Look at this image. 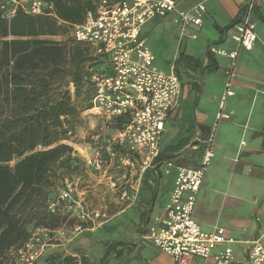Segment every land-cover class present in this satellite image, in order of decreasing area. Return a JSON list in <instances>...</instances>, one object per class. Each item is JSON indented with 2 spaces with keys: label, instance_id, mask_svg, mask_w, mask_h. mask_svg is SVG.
Segmentation results:
<instances>
[{
  "label": "built area",
  "instance_id": "1",
  "mask_svg": "<svg viewBox=\"0 0 264 264\" xmlns=\"http://www.w3.org/2000/svg\"><path fill=\"white\" fill-rule=\"evenodd\" d=\"M95 8L86 11L83 21L72 26L74 42L90 46L96 54L109 60V66L93 74L94 95L91 107L84 111L97 117L103 127L112 128L119 119L120 128L91 135V154L86 165L107 181V185L129 199V194L147 171L156 167L160 154V138L169 113L178 104L182 82L173 64L170 71L154 66V58L146 39L144 25L158 17L174 14L180 28V38L188 36L190 27H199L205 12L204 2L192 8H182L177 0H90ZM254 3H249L233 25L232 50L215 49L216 54L231 60L226 69V83L220 110L211 133L202 142L201 160L196 167L180 166L170 194V202L159 227H152L149 236L159 250L172 258V264H196V258L209 259L210 264H232L234 253L230 244L235 239L223 227L204 231L195 221L193 212L207 167L214 157L213 139L217 122L230 116L223 110L227 97L234 96L232 73L241 49L251 50L257 40L256 23L252 19ZM0 10L10 19L19 10L31 15L53 14L54 4L47 0H0ZM196 39L198 34L189 35ZM172 166L171 161L167 162ZM117 169L116 174L113 171ZM138 175L136 184L131 180ZM49 213L68 216L80 222L105 216L100 210L88 211L77 197L76 184L65 178L58 198L47 205ZM75 230H81L78 223ZM49 230L38 227L30 240L14 252L21 264L39 262L44 254ZM249 264H264V232L248 250Z\"/></svg>",
  "mask_w": 264,
  "mask_h": 264
},
{
  "label": "crops",
  "instance_id": "2",
  "mask_svg": "<svg viewBox=\"0 0 264 264\" xmlns=\"http://www.w3.org/2000/svg\"><path fill=\"white\" fill-rule=\"evenodd\" d=\"M177 1L182 8H192L198 2H204L205 12L199 27H190L188 36L181 39L180 28L174 21L175 16L169 14L148 21L142 33L149 44L147 38L149 32L152 33L155 28L162 25L172 28V34L177 42L173 64L176 66L182 87V73L186 74L189 80L188 98H195L193 128L195 135L191 141L184 144L183 142L190 137L182 139L179 143L184 146L178 150L173 148L175 145L167 142L171 138L179 139L184 129L185 111L181 109L180 96L178 104L169 113L160 138V154L156 167L151 172L156 173L155 180L154 177L148 180L142 177L145 182L152 185L148 188L151 192L150 202L136 219L140 223L139 227L135 228L136 233L131 236L130 244H138L140 259L145 264L148 262L172 264L171 256L159 250L154 243L157 251L165 259L160 254L146 253L145 249L149 247L147 243L152 241L149 236L150 229L161 225L170 202L178 168L196 167L201 160L202 142L216 123L221 96L225 89L226 69L231 63L228 57L216 54L214 50H232L236 47L232 39L233 25L240 19L245 7L252 2L255 6L252 19L256 23L257 40L251 50L241 49L239 52L232 73L235 95L227 97L223 108L230 117L219 120L214 132L212 161L216 157L215 165L222 163L224 167L221 169L215 167L214 174L208 173L207 167L193 212L195 221L204 231L211 232L217 227H223L226 234L235 239V243L230 244L234 253L232 264H249L247 254L249 247L264 232V0ZM151 22L154 24L147 28L148 33H145V26ZM193 32L198 34L196 39L189 36ZM199 39L200 44L197 43ZM193 42L199 47L197 55L186 52ZM209 120L214 122L211 123ZM191 128L190 125L187 131ZM217 130L219 135L216 138ZM216 139L218 143L215 145ZM169 161L173 163L170 167L167 165ZM170 174H172L170 187L159 198L161 178L164 176L166 184ZM143 179L136 185L135 191L139 195L146 192L144 187L141 188ZM118 243L109 246L106 262L112 257H122L126 242L122 240ZM225 245L228 244L219 245L204 264H210L213 255ZM70 258L74 259L76 264H95L84 255L72 254L67 257L68 260Z\"/></svg>",
  "mask_w": 264,
  "mask_h": 264
},
{
  "label": "trees",
  "instance_id": "3",
  "mask_svg": "<svg viewBox=\"0 0 264 264\" xmlns=\"http://www.w3.org/2000/svg\"><path fill=\"white\" fill-rule=\"evenodd\" d=\"M47 1L54 4L53 14L19 10L8 19L0 10V264L38 227L45 228L39 215L58 198L51 197L56 174H70L83 163L67 140L91 107L93 74L109 66L106 56L71 37L93 2ZM123 123L119 119L112 131ZM47 215L57 224L68 217Z\"/></svg>",
  "mask_w": 264,
  "mask_h": 264
},
{
  "label": "rangeland",
  "instance_id": "4",
  "mask_svg": "<svg viewBox=\"0 0 264 264\" xmlns=\"http://www.w3.org/2000/svg\"><path fill=\"white\" fill-rule=\"evenodd\" d=\"M153 24L154 22H151L145 26V33H148L147 28L151 27ZM257 29H259V27H257ZM149 33L147 36L148 45L153 54L154 66L157 69L168 72L172 64L175 63L174 55L177 52V42L172 34V28L168 25H162L155 28L152 33ZM197 43L200 44V39ZM182 47H184V45ZM197 49H199V47L193 42L188 46L186 52L197 55ZM182 79L183 87L180 96L182 103L181 109L185 111L183 117L184 129L179 139L171 138L167 141L173 145L178 144L187 136H189L190 139H186L183 144L187 141H191L192 137L195 135V131L193 130L195 124V98H188L189 80L186 74L182 73ZM213 120L209 121L213 123ZM190 125L192 128L187 131ZM73 128L74 133L67 142L73 146L74 151L79 155L83 163L80 165L79 170L70 174L61 175L59 172L56 174L52 187L53 195L51 197L58 195L59 189L62 187L65 178H71L76 184L77 197L81 200L84 208L88 211L100 210L105 216L97 220L90 219L85 222L67 217L57 224L51 216L47 215V206H44V212L39 215V220L43 223L42 226L49 230L50 234L46 239L44 254L39 259V262H45V260L63 262L68 256L77 254L79 256H86L95 264H145L144 261L140 259L138 253L140 248L138 244L132 245L130 243L132 242L131 236L136 233L135 228L139 227L140 222L136 221V219L139 213L145 210L147 208L146 206L149 205V196L151 192L148 188L149 186L152 187V185H149L151 183L145 182L142 178L143 182L141 188L144 187V191L146 192H141L139 195V193L135 191V187L130 191L129 199L123 200L120 193L112 190L107 185V181L103 180L101 176L88 167L85 162V158L91 154V135L95 132H101L106 136H110L107 133H111L112 129L103 127L97 117H90L86 115V113L81 114ZM218 135L219 131L217 130L216 138ZM216 143H218L217 139L215 140V145ZM193 154H195V152ZM215 161L216 157L208 166V173L214 174L215 167L218 169L224 167L222 163L215 165ZM116 173H118L117 169L113 171V174ZM171 176L172 174L169 175L166 184H164V176L161 178L159 198L169 189ZM138 177V175H134L131 180L136 184ZM151 177H154L155 180L156 173L153 172ZM40 216H44V218ZM78 223H81V230H75ZM122 240L126 242V248H123L122 257H112L108 260L109 262H106L108 256L106 259H104V257L109 250V246L117 245L119 244L118 242ZM135 240L133 241L134 243L136 242ZM89 242L91 243L89 244ZM147 244L149 247L145 249L146 253H154V255L160 254V256L164 258V256L157 251L152 241H148ZM204 261L205 259L202 258L195 259L196 264H204ZM145 262L147 263L146 260ZM4 264H21L16 258L14 249L7 254Z\"/></svg>",
  "mask_w": 264,
  "mask_h": 264
}]
</instances>
